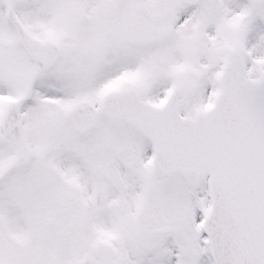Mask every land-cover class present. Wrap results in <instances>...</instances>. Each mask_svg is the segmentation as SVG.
Here are the masks:
<instances>
[{
    "label": "snow or ice",
    "instance_id": "1",
    "mask_svg": "<svg viewBox=\"0 0 264 264\" xmlns=\"http://www.w3.org/2000/svg\"><path fill=\"white\" fill-rule=\"evenodd\" d=\"M0 264H264V0H0Z\"/></svg>",
    "mask_w": 264,
    "mask_h": 264
}]
</instances>
